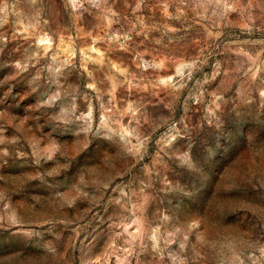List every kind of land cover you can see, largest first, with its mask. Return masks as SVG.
<instances>
[{
  "label": "rangeland",
  "instance_id": "obj_1",
  "mask_svg": "<svg viewBox=\"0 0 264 264\" xmlns=\"http://www.w3.org/2000/svg\"><path fill=\"white\" fill-rule=\"evenodd\" d=\"M0 264H264V0H0Z\"/></svg>",
  "mask_w": 264,
  "mask_h": 264
}]
</instances>
